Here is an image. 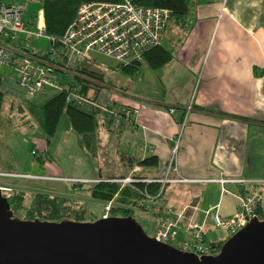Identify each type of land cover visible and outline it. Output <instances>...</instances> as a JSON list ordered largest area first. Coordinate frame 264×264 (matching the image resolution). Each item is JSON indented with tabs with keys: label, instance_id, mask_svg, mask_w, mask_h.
Here are the masks:
<instances>
[{
	"label": "crops",
	"instance_id": "0c3cea01",
	"mask_svg": "<svg viewBox=\"0 0 264 264\" xmlns=\"http://www.w3.org/2000/svg\"><path fill=\"white\" fill-rule=\"evenodd\" d=\"M29 3L33 4L26 3L24 14L28 27L34 20ZM160 46L171 52V61L155 70L145 62L140 64L134 75L137 82L141 81V91L136 93L131 89L136 78H128L134 75L107 81V73L120 71L116 64L99 58L96 66H85L103 77L102 82H94L87 89L85 97L90 103L81 107L88 106L83 110L94 114L98 124L91 145L94 150L88 149L85 155L97 157L100 168L127 170L125 177L160 176L185 119L176 165L180 177L191 182L168 185L160 203L142 202L156 211L153 215L158 219L161 209L183 211L178 222V240L182 241L188 238L187 225L202 223L208 210L228 218L237 209L238 196L264 193V0H188L186 18L181 24L170 19ZM143 65L151 70L141 72ZM68 84L77 85L76 80L64 82ZM171 107L173 114L168 113ZM121 108H137L138 115L130 122L121 119L115 127L110 112ZM65 122L67 133H75ZM76 145L81 151L87 150L81 148L77 135ZM5 152L14 160L6 147ZM149 157H156L158 164L137 165ZM37 160L43 162L42 153ZM9 173L33 176L15 170ZM217 179L227 182L220 184ZM228 237L221 229L205 233L207 244L223 243Z\"/></svg>",
	"mask_w": 264,
	"mask_h": 264
},
{
	"label": "built area",
	"instance_id": "2783aa9c",
	"mask_svg": "<svg viewBox=\"0 0 264 264\" xmlns=\"http://www.w3.org/2000/svg\"><path fill=\"white\" fill-rule=\"evenodd\" d=\"M43 0H27L40 4L34 16L33 25L24 23L26 4L7 5L0 0V78L6 74L8 80L15 83L21 93L28 98L54 89L66 92V102L82 107L89 104L75 86L64 85L57 80L60 74H68V68L93 67L99 58L113 61L116 66L130 67L145 62V56L152 49L160 46L161 39L171 12L166 8L144 7L129 0L119 2H86L82 3L74 20L62 36L55 38L45 32ZM39 39L48 41V48L34 47ZM33 42V49L31 45ZM101 67H105L99 64ZM102 112L105 108L98 107ZM114 116L113 125L118 127L121 119L130 122V118L138 115L137 108H121L110 112ZM169 114L174 108L168 109ZM185 126V119L180 124L179 133L175 136L174 145L162 167V177L144 178L127 176L124 178L101 179H67L72 183L95 185L99 183L120 184L135 189L136 184H157V194L149 195L144 190V198L153 200L164 192L165 186L176 183H188L191 180L180 177L176 165L180 134ZM33 155L35 152H32ZM4 177L32 178L30 175L0 173ZM55 180V178H48ZM60 179V178H58ZM245 183V180H229ZM215 182H227L217 179ZM264 185V181L261 182ZM3 191L7 188L0 187ZM142 204V203H141ZM110 206H106L103 218H107ZM143 211L152 213L150 208L142 206ZM264 209L263 192H246L238 196V205L232 216L223 218L217 210H208L207 218L202 223L191 222L187 225L188 238L178 240V222L183 218V211L173 212L171 209L160 211L161 217L153 234V238L162 244L170 245L183 252L197 256L212 255L210 246L205 241V233L209 229L224 230L228 236L242 229L248 222L257 217L258 211ZM258 218V217H257Z\"/></svg>",
	"mask_w": 264,
	"mask_h": 264
},
{
	"label": "water",
	"instance_id": "95a60500",
	"mask_svg": "<svg viewBox=\"0 0 264 264\" xmlns=\"http://www.w3.org/2000/svg\"><path fill=\"white\" fill-rule=\"evenodd\" d=\"M0 264H264V219L252 218L216 254L197 256L157 242L132 216L20 219L0 189Z\"/></svg>",
	"mask_w": 264,
	"mask_h": 264
},
{
	"label": "rangeland",
	"instance_id": "374dc122",
	"mask_svg": "<svg viewBox=\"0 0 264 264\" xmlns=\"http://www.w3.org/2000/svg\"><path fill=\"white\" fill-rule=\"evenodd\" d=\"M4 1L12 4H18L20 1H22L23 4L27 3V0ZM28 7L33 11V16H35L37 10L40 8V4L29 3ZM34 47H42L43 50H46L48 48V41L45 39H39L34 42ZM31 49H33V42ZM100 61L109 65L115 64L113 61L103 58H100ZM147 69L150 68L147 65H143L140 71L146 72ZM122 76L125 75L120 71L118 73L115 72L114 74L109 72L106 74V79L107 81L110 80L109 83H111L114 77H117L120 80L126 78ZM128 78H136L134 80V86L131 89L135 93L136 91H141V81H136L137 76L134 75L133 77ZM57 80L64 84V82L72 81L74 79L71 74H69L62 76L58 75ZM74 86L77 88L78 85ZM2 89H4L7 94H12L11 96L16 101L9 97L11 100L7 99L5 101L0 112V173L8 172L6 174H10L9 172L15 170L21 174H33V179H24L15 176L4 177L0 175V187L9 189V191H3L4 196L10 191H20L25 194L28 201L33 195L39 193L48 194L52 197L57 196L67 198L73 204L85 207L86 211L83 215L85 221H95L102 218L105 214L104 208L107 205L110 206L108 216L121 217L118 216L120 210L127 209L132 211L133 219L142 227L145 234L151 237L153 236L155 228L158 225V218L156 215H153V213L156 214V211L153 210L152 213H146L143 211V205L141 204L142 200H138L135 205L118 203L115 201L117 193L112 200L101 202L91 198L88 190L91 185L66 181L68 178H120L112 176H124L127 174V170H118L114 168L106 170L105 168H100V163L98 162L97 157L92 153L90 156L85 155L86 152L89 151L88 149L86 151L78 149L76 145V135L75 133H67L68 125L63 118L60 120L55 135L52 138H47L36 124L34 116L32 117L29 114L27 108L30 105H42L57 93V90L47 89L34 97L28 98L21 93V90L15 85V83L8 80L6 74L2 75L1 90ZM84 98L89 102L90 98ZM87 107L88 106H85L83 109H87ZM5 147L7 151L9 150V152L13 154L14 160H12L11 155H8V153L5 152ZM32 150L36 152V156L32 154ZM39 153H42L43 155V162L37 160ZM50 175L59 177L60 179L49 180V177H45ZM157 177H162V170L161 175ZM77 184L79 186H76ZM123 187L125 188L128 186H121L119 184L118 190L120 191ZM166 187L167 186H165V188ZM132 190L135 191V189ZM139 194L143 195L142 193ZM162 195L163 193L160 196L155 197L153 200H148L146 198L143 200L146 202L150 201L151 203H160L163 200L161 199ZM113 209L116 210V212L111 213V210ZM13 214L20 219L25 218L23 211L16 213L13 212ZM46 216L47 212H43L37 217V219L48 221L45 220Z\"/></svg>",
	"mask_w": 264,
	"mask_h": 264
},
{
	"label": "trees",
	"instance_id": "16d2710c",
	"mask_svg": "<svg viewBox=\"0 0 264 264\" xmlns=\"http://www.w3.org/2000/svg\"><path fill=\"white\" fill-rule=\"evenodd\" d=\"M120 0H43L42 11L45 32L48 36L58 38L62 36L70 23L74 20L77 10L82 3L86 2H110L115 3ZM130 2L154 8H166L171 12V19L181 24L188 14V0H129ZM34 18V16H33ZM33 23H30L32 26ZM172 59V54L162 46L152 49L145 56V63L153 70L158 69L169 63ZM139 65L136 64L130 67L117 66L123 74L133 76L138 73ZM69 73L73 74V79L79 85V93L85 97V93L89 87H92L94 82L100 83L103 81L101 73H98L92 68L86 67H73L68 68ZM68 73V74H69ZM72 86V84H68ZM2 80L0 78V112L2 105L7 99L11 98L16 101L7 92L1 90ZM11 97V98H9ZM20 104V103H19ZM29 114L34 118L40 130L47 136L52 138L57 130L58 124L62 118L67 120L71 129L79 137V143L82 149L94 150L92 141L94 140L95 131L97 129V120L95 115L84 111L81 107L66 102V92L60 91L55 93L50 99L42 105H30L27 108ZM92 145V147H91ZM158 164L156 157H149L144 160L138 161L137 165L141 167H152ZM121 176L120 178H124ZM76 186H79L78 184ZM135 191L131 187H123L118 190V184L112 183H99L91 185L88 190L92 199L105 202L117 197L115 201L122 204L135 205L138 200L144 202V196L139 194L144 190L149 195L157 194L159 186L157 184H136ZM9 202L11 210L16 213L23 211L25 214L24 219L34 220L37 219L43 212H47L45 220L48 221H85L83 215L86 211L84 206L73 204L67 198L57 196H49L48 194H35L31 198L25 196L20 191H10L5 196ZM141 202V203H142ZM116 210H111V213ZM118 216H132V211L121 209ZM117 216V215H115ZM259 220L264 219V209L258 211L257 215ZM39 220V219H38ZM211 254H216L222 243L209 244Z\"/></svg>",
	"mask_w": 264,
	"mask_h": 264
},
{
	"label": "bare ground",
	"instance_id": "6f19581e",
	"mask_svg": "<svg viewBox=\"0 0 264 264\" xmlns=\"http://www.w3.org/2000/svg\"><path fill=\"white\" fill-rule=\"evenodd\" d=\"M209 246H211V245H209Z\"/></svg>",
	"mask_w": 264,
	"mask_h": 264
}]
</instances>
